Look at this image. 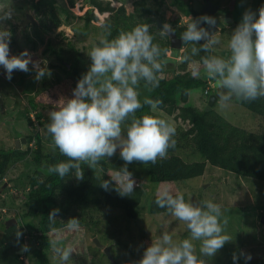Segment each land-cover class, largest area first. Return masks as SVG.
I'll return each mask as SVG.
<instances>
[{
	"label": "trees",
	"instance_id": "1",
	"mask_svg": "<svg viewBox=\"0 0 264 264\" xmlns=\"http://www.w3.org/2000/svg\"><path fill=\"white\" fill-rule=\"evenodd\" d=\"M23 1L34 18V23L31 24L32 33L26 35V41L32 44V50L35 51L39 45L46 44V54L64 65L66 72L69 73L66 62L71 65L75 63V65H72L68 79L57 77V79L48 80V75L42 81H37L35 77L32 80L26 79L30 72L34 71L23 74L17 79V87L24 89L22 94H25L28 100L25 114L22 116L27 123V131H29V134L22 138L27 139L28 147L26 150L23 147L20 149L12 147L9 150L0 151V185L7 169L13 164L26 160V163L32 166L34 171L24 187L26 189L23 192V196L26 198V211L23 217L18 216L21 218L19 226L7 227L6 222L10 216L0 212V264H9L14 260L19 264H26L29 261L27 257H31V264H53L51 260L54 259V255L51 253L56 255V248L64 249L66 247L72 249L71 259L84 258L89 253L87 246L90 227L96 226L101 220L97 217L98 221H96L89 216L95 208L109 209L121 214L118 217L130 220L140 216L139 209L142 202H146L145 205L149 206L150 215H168L166 209L159 208L155 203L158 192H163L166 189L173 192L179 188L180 183L200 178L209 170L221 171L238 179L264 183V127L261 132H251L231 124L215 112V108L210 111L206 110L208 98L205 96V91L209 85V79L200 60L203 56L213 55L212 50L199 51L198 58L194 61L181 57V63L176 68L168 69L165 63L174 50L171 48L169 36H161L157 20L161 19L164 24L166 22L172 24L174 31L182 38V33L187 27V24L183 23V18L198 16L191 9L193 0H173L172 5L176 7L177 11H174L173 18L169 21H166L165 12L161 8L165 4L164 0H151L154 2V5L151 6L149 5L150 0H140L134 3L132 13H128L122 0H79L82 4L80 9L87 8L84 16L77 17L84 23L82 31L95 28L111 40L122 31H131L135 26L141 24L148 25L150 33L154 37L153 42L158 44L161 49L166 50V54L160 57L162 72L159 86L155 88L151 85L146 86L144 81H140L135 86L138 99L143 105L136 111L135 117L153 115L170 122L176 130L173 137L175 146L170 147L163 158L158 157L154 163L140 162L143 167L142 180H148L152 189L155 190L156 187L157 194L155 190L154 196L148 195L146 185H141L135 187L132 196L121 197L112 188L105 191L99 184L96 185L94 174H97L99 170L100 177L107 180L110 179L107 174H111L113 169L120 168L117 160L119 156L116 155L102 159L97 165L96 171L82 164L83 180H77L71 174L61 178L50 173L48 170L50 166L68 158L62 155L58 148H55L52 137L47 132L46 125L50 122L49 113L52 109L56 110L61 107L66 99L72 98V91L84 74L77 65L81 54L76 49V43L69 41L64 44L61 41L55 47L51 37L63 25L72 26L74 32L79 30L73 25L72 19H75L76 16L71 10L75 8L77 0H67L62 8L56 5L55 0L53 3L46 0ZM210 1L215 4L213 0ZM246 1L247 10L252 8V12L257 15L260 7L264 6V0ZM240 2L241 0H229L225 7H221L231 8L235 18ZM60 12H63L66 17H62ZM236 20L237 18H235ZM236 25L239 23L236 22ZM32 34L38 39H33ZM59 35L64 37L63 33ZM45 37H49V40L45 41ZM189 45L193 46L194 44L184 43L183 49ZM195 46L200 47L199 44H195ZM194 71L199 72L195 77L192 75ZM172 72L173 76L170 77L169 73ZM1 79L3 78L1 77ZM5 81H2L3 84L8 86ZM13 90V92L16 91L14 87ZM194 92H198L200 98L195 96L196 105H191V96ZM145 98L162 101L160 110L153 113L149 105L143 104ZM203 100L206 107L200 105ZM234 103L252 113L253 118L260 125L263 123L264 98L251 102L235 99ZM32 113L35 114V118L31 116ZM132 118L129 116L121 124L122 132L124 127L131 123ZM13 133L15 132L13 131ZM32 143H34V148L30 147ZM45 145H51L53 149L44 151ZM185 151H188L190 157H196V160L187 162L183 159L181 156L186 153ZM120 164L124 165L123 162ZM128 169L132 172L130 168ZM152 196L153 198L150 200ZM184 197L187 201L185 195ZM1 203L0 209L4 208ZM56 208L60 211L56 216L57 220L52 224L48 216ZM261 210L264 211V209ZM71 218L79 219L80 228L78 230L66 228V222ZM18 229L23 232L19 243L16 238ZM109 231L112 232L110 229ZM33 241L36 243L34 251L19 255L21 245L28 244L30 248ZM137 243L138 245L143 244L138 241ZM125 244L122 242L118 251ZM247 254L252 256V260L248 264H264V248H255ZM110 264H120L118 257L115 258L113 255Z\"/></svg>",
	"mask_w": 264,
	"mask_h": 264
},
{
	"label": "clouds",
	"instance_id": "2",
	"mask_svg": "<svg viewBox=\"0 0 264 264\" xmlns=\"http://www.w3.org/2000/svg\"><path fill=\"white\" fill-rule=\"evenodd\" d=\"M219 7L218 11L223 10ZM231 10H226V16L218 11L216 13H221L226 18L231 13L235 21ZM199 15L202 16L200 20ZM198 16L197 20L191 18L182 33L183 43L200 45L199 48L192 47L193 55L199 51L208 52L221 44L217 31L209 32L200 26L202 22L209 24L211 29L216 27L223 32L237 26L235 21L233 25L221 27L214 17L203 14ZM11 19V11L0 15V67L4 69L6 78L11 80L14 70L25 73L34 71L37 81L50 75L47 61L33 60L28 51L19 56H10L12 33L4 27L3 22ZM171 26L174 27L165 23L160 31L161 36L174 31ZM153 41L149 26L141 24L131 31L120 32L114 39H101L99 45L94 46L87 54L91 64L78 80L72 91V98L66 99L61 107L49 113L47 132L51 135L55 148L68 158L50 166V173L61 178L71 174L77 180H83L82 164L95 170L102 159L113 157L119 150V156L125 165L107 174L110 179L98 176L96 179L105 191L112 188L119 196L130 197L134 194L136 180L127 165L133 161L154 163L158 157L163 158L170 147L175 146L173 137L176 130L170 122L153 115L135 117L136 111L143 107L135 86L140 81L153 88L160 83V57L166 54V50ZM227 47L230 54L226 50L225 55L221 53L224 57L228 55L227 58L216 55L201 57L200 64L209 77L205 96L209 99L213 95L212 86L219 89L218 102L222 107H228L234 98L245 102L264 98V6L260 7L258 15L252 11L245 12L242 22L230 35ZM181 50H174L171 54L178 55ZM176 67L177 65L174 68ZM198 74V71L192 73L194 77ZM143 104L149 105L152 112L156 113L160 110L162 101L145 98ZM129 116L133 118L126 128V134H122L121 124ZM155 203L182 222L190 236L177 241L168 231H163L144 249L142 258L136 264H207L202 257H214L226 243L232 241L231 236L225 232L228 219L223 214L222 206L212 200L186 201L183 193H173L166 189L158 192ZM2 207L4 208L0 212L10 216L7 221L15 219L18 223L16 226H19L21 218L5 206ZM59 211L56 208L50 212V223H55ZM65 226L68 230H78L80 221L71 218ZM22 236L23 232L18 229V243ZM193 240L201 242L199 254L195 252ZM21 251L27 253L29 245L22 244ZM55 251L59 264H68L72 255L71 247L56 248ZM241 258H244L245 264L252 260L250 254L241 251L239 254L233 253V264H238Z\"/></svg>",
	"mask_w": 264,
	"mask_h": 264
},
{
	"label": "rangeland",
	"instance_id": "3",
	"mask_svg": "<svg viewBox=\"0 0 264 264\" xmlns=\"http://www.w3.org/2000/svg\"><path fill=\"white\" fill-rule=\"evenodd\" d=\"M46 1L51 3L54 2V0ZM55 1L56 5L60 8L67 3V0ZM138 1L140 0H122L128 13L134 11V3ZM164 1L165 4L161 8L162 11L165 12L166 21H169L173 18L174 11L177 10L176 7H173L172 5L173 0ZM213 1L218 6L225 7L229 0ZM240 3L241 8L238 7V12L235 17L237 18L236 22L239 24L242 22L245 12L252 11V8L247 10L246 0H241ZM81 5L82 4L79 0H77L73 11L76 18L72 19L73 25L79 30L74 32L72 26L63 25L55 32L51 39L53 40L55 47L58 46V43L61 41H63L64 44H67L69 41L76 43V49L81 54L80 60L78 64H76L79 66L81 72L83 71V73H86L91 64V60L87 54L94 46L99 45L101 39L107 38L103 32L95 28L82 31L84 23L77 17L84 16L87 8L81 10ZM149 5H154V2H151L150 0ZM116 6H119V4H116ZM8 11L13 13V19L4 21L3 23L4 27L12 33L9 45L10 56H19L22 52L28 51L33 60L47 61V67L51 71V74L48 75V80H54L57 79V77H62L63 79L70 78V71L72 70V65H75V63H72L71 65V63L69 64L66 62L68 65L67 69L69 70L68 73V71L66 72L64 65L60 64L54 58H50L46 54V44L39 45L37 50L33 51L31 48L32 44L27 43L26 35L32 33L31 24L34 23V18L31 16V12L28 10L25 2L23 0H0V15ZM60 13L62 14V17H66L63 12ZM191 18L197 20V17L195 16H188L183 18V23L188 24ZM166 23L170 25V23ZM200 26L208 29L209 32L217 31L216 34L221 40V44L212 49L213 55L227 58L228 55H226L227 57H224V55L225 50L227 51L226 53L230 54V49L227 47L228 40L238 25L230 27L229 29L227 28L225 32L220 31L216 27L211 29L210 25L207 24H200ZM60 33H63L64 37L60 36ZM32 37L33 39H38L34 34H32ZM48 38L49 37H45V41L49 40ZM193 46L189 45L178 53L177 62L174 66H178L179 63H181V57H184L185 60L189 61H194L198 58L199 54H192ZM221 53H224V55ZM174 55L175 53L171 54L169 57L173 58ZM68 57H70V54H68ZM41 66H43V64ZM30 67H32L31 64L29 65V68ZM23 74L26 73L14 70L12 74L13 78L8 80L5 76L4 69L0 67V76L3 78L1 79L0 77V151L9 150L12 147L16 148V140L26 137L25 135L29 134V131H27V123L22 117L25 114V106L27 105L28 100L26 95L22 94L24 89L22 87H17V79ZM35 75V72H30V75L26 79L32 80ZM169 75L172 77L173 72L169 73ZM2 81H5L9 87L5 86ZM39 81H42V79ZM13 87L16 90L15 92H13ZM212 90L211 93H217V90L213 86ZM195 96L200 98L199 93L194 92L191 96V105H196ZM204 100L206 101V99ZM204 100L201 101V106H205ZM234 100L235 98L228 107H222L220 102H218L214 107L215 112L223 116L235 126L251 132H261L264 127V121H262L263 123L260 125L259 122H256V119L253 118L254 116L252 113L244 109L242 106L235 104ZM31 116L35 118V114L32 113ZM126 128L127 126L124 127L122 134H126ZM13 131L15 133H13ZM41 131L43 130L41 129ZM44 134L46 135V133ZM32 146L34 148V143H32L30 147ZM52 149L53 147L51 145H45L44 151H50ZM115 155L119 156V150ZM181 157L187 162H193L196 160V157H190L188 155V151L185 154H182ZM117 160L120 168L125 165V162L120 156ZM120 162H123L124 165L121 166ZM127 167L132 170L133 178L136 180V187L146 185L147 194H155L154 191L156 190V187L154 190L148 180H142L143 175L141 173L143 172V167L139 161H133L128 164ZM97 169L98 168H96V170ZM33 171L32 166L26 163V160L13 164L7 169L6 175L0 185V187H2V189H0V197H2L1 206H5L7 210L11 211L16 216L23 217L25 214L26 198L23 196V192L25 189L24 187L28 183V179L33 174ZM97 175L100 177V170L97 174H94V183L96 185L99 184V181L96 179ZM177 191H181V193L186 196L187 201L200 202L203 200H212L213 202L220 204L224 216L228 219V224L225 226V232L231 236L232 241L226 243L214 257H202L207 261V264H233V253L239 254L243 251L247 254L255 248H264V225L261 223V217L264 215V211L261 210L264 209V183L242 178L238 179L233 175H227L221 171L209 170L200 178L180 183L179 188L173 190V192ZM153 196L150 200H152ZM145 204L146 202H142V206L139 209L140 216L137 219L130 220L118 217L119 215L121 216V214L115 213L109 209L95 208L89 216L93 217L94 220H96L97 217L101 220L100 223L97 222L98 224L96 226L90 227L88 235L89 244L87 246L89 251L88 256L76 260L70 258L68 264H110L111 259L94 243V239L100 240L106 247H111V255H114L115 258L117 256L120 264H136V262L142 258L144 249L150 246L152 240L163 231H168L173 235L174 240L177 241L189 238L190 233L182 222L169 214L152 216L150 215L149 206ZM96 221H98V219ZM109 229L112 232H110ZM137 241L142 242L143 244L138 245ZM122 242L126 243L122 247L124 250L120 248L118 251ZM192 243L194 244L195 252L199 254L201 242L193 240ZM51 254L54 255V259H52L51 262L53 264H59L57 253L56 255L54 253ZM27 258L30 261H28V263L31 264V257ZM9 264L19 263L14 260L13 262H9ZM238 264H245L244 258H241Z\"/></svg>",
	"mask_w": 264,
	"mask_h": 264
},
{
	"label": "water",
	"instance_id": "4",
	"mask_svg": "<svg viewBox=\"0 0 264 264\" xmlns=\"http://www.w3.org/2000/svg\"><path fill=\"white\" fill-rule=\"evenodd\" d=\"M191 9H193L198 14H203L204 16L214 17L217 20V25H219L221 27H224L225 25H233L234 22H235L231 13H228L227 18L224 17L221 13H216L220 9V7L215 5V4H213V3H211L209 0H204L203 3L201 1H199V0H193ZM163 25L164 24H163L162 20L158 19L157 20V26H158V29L160 31L163 30ZM207 25H209V24H207ZM171 28L173 29L172 26H171ZM167 35L170 38L172 49L173 50H181L182 47H183V44H184L183 41H182V38H179L175 31H171ZM177 58H178V55L175 54L173 56V58H168L165 61L168 69L175 67L174 65L177 62ZM219 91L220 90L217 89V93L213 94V95H211L209 97L208 105H207V108H206L207 111H210L211 109H213V107L218 103V101H219V99H218ZM22 146H23L24 149L27 148V139L22 138L21 140H17L16 141V148L17 149L21 148ZM261 223L264 225V217H262ZM17 224H18L17 220H15V219L7 221V223H6L7 227L16 226ZM94 243L99 248L104 249V253L111 259V247H105L97 239L94 240ZM35 247H36V243H35V241H33L31 246H30V248H29V251L30 252L34 251ZM24 254H25V252H22V251L19 252V255H24Z\"/></svg>",
	"mask_w": 264,
	"mask_h": 264
},
{
	"label": "flooded vegetation",
	"instance_id": "5",
	"mask_svg": "<svg viewBox=\"0 0 264 264\" xmlns=\"http://www.w3.org/2000/svg\"><path fill=\"white\" fill-rule=\"evenodd\" d=\"M202 3L204 2V0H200ZM210 1V0H209ZM228 8H223V10H221V11H218V12H221L222 14H224V16H226V10H227ZM228 10H231L230 8L228 9ZM202 16L201 15H199L198 16V20H200V18H201Z\"/></svg>",
	"mask_w": 264,
	"mask_h": 264
}]
</instances>
